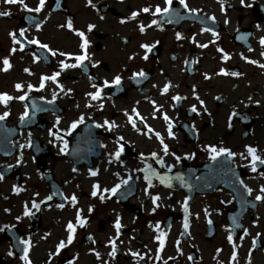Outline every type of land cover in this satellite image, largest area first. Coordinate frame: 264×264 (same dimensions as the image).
I'll list each match as a JSON object with an SVG mask.
<instances>
[{
  "label": "flooded vegetation",
  "instance_id": "flooded-vegetation-1",
  "mask_svg": "<svg viewBox=\"0 0 264 264\" xmlns=\"http://www.w3.org/2000/svg\"><path fill=\"white\" fill-rule=\"evenodd\" d=\"M186 2L196 11L178 0L172 12L160 15L152 13L166 7L164 0H46L41 12L29 13L23 4L0 0V12L11 13L0 16V94L14 98L0 103V115L9 113L0 120V140L6 143L0 153V228H5L0 264H24L26 245L20 241L25 240L31 242V264H264V201L255 200L264 187V165L252 172L251 158L240 155L252 146L264 158V68L259 66L264 64V0ZM24 3L35 8L39 0ZM146 7L149 13L143 12ZM133 12L139 13L135 19ZM21 29H27V39L66 55L28 45L19 37ZM13 31L23 51L13 43ZM79 31L89 41V58L62 70L61 61L76 63L70 57L83 54ZM224 53L230 59L224 60ZM5 59L11 64L7 72ZM141 71L143 77L137 75ZM56 72L57 80L41 88V78ZM116 76L120 85L114 84ZM106 80L111 87H104ZM98 89H103L101 98L92 100L89 93ZM21 95L27 98L21 101ZM165 115L173 125L171 136ZM81 116L84 122L71 129ZM105 121L115 127L108 130ZM210 146L235 155L213 161ZM93 171L98 174L92 176ZM116 185L120 188L113 196ZM154 197L159 199L154 202ZM26 206L31 216L24 215ZM78 213L86 221L83 227ZM230 219L238 220L236 231ZM69 222L76 229L71 244ZM61 241L67 246L58 249Z\"/></svg>",
  "mask_w": 264,
  "mask_h": 264
},
{
  "label": "snow or ice",
  "instance_id": "snow-or-ice-1",
  "mask_svg": "<svg viewBox=\"0 0 264 264\" xmlns=\"http://www.w3.org/2000/svg\"><path fill=\"white\" fill-rule=\"evenodd\" d=\"M4 2L7 3V4H18V3L19 4H23L24 9L27 12H29V13H32V12L39 13L44 8L45 3H46V0H39V5L37 7H35V8L28 7L27 4L24 3V0H4ZM164 2L166 4V7H164L163 9H161L159 6H157L155 8V12L152 13L153 15L167 14V13L172 12V10H173L172 6H173V3H174V0H164ZM178 2H179L180 5L183 6V8L188 9L189 12H195L196 11L195 9H189V6H188L186 0H178ZM241 2L243 3V0H241ZM89 4H91V0H89ZM150 11H151V9L150 8H147V7L143 9V12L144 13H149ZM9 15H11L10 12H0V16H9ZM138 15H139L138 12H133L132 13V18L135 19L136 16H138ZM177 15H179V14L177 13ZM211 19L213 21H215V17H212ZM121 22L123 23L124 21H121ZM168 22L171 23L172 21L169 19ZM152 23L153 24H156V23H158V21L154 20ZM149 26H151V25H149ZM61 27H64V25H61ZM72 27H73L72 22H71V20H69L68 23H67V28L71 30ZM94 27H95L94 25H90L88 30L89 31H92V29ZM26 31H27V29H21L20 32H19V37H24L28 45H38L42 49H47L49 52H51L52 56H56V55L65 56L66 55L64 52L57 53V52L53 51L47 44H42L38 39H27V37L25 36ZM140 31L141 32H144L145 31V27L143 25L140 26ZM203 31L204 32H208V31H211V29L204 28ZM212 34L214 36L218 35V33H216V32H213ZM76 35L81 38L82 43H81L80 47L83 50V54L82 55H77L75 57H70V58L74 59L76 61V63L69 64V63H65V62L61 61V68H62V70H66V69H69V68H77V67H80L83 64V62L89 58L88 57V54H87V49L89 47V41H88L87 37L85 36V33L83 31H79V32H76ZM10 36H11L12 41H13L14 44L20 45L19 50L20 51H23L25 45L18 38L17 33L15 31H13L12 33H10ZM182 38L183 37L178 33L177 34V39L179 40V39H182ZM193 42H195L194 38H193ZM260 43H261V45H264V39H262ZM142 47H144L148 51H151V48L148 45H142ZM200 47H208V45H200ZM218 50L221 51V52H223V49H218ZM11 51H12V53H15L17 51V49L16 48H13ZM262 55H264V53H262ZM144 59L145 60L148 59L147 55L144 56ZM223 59L224 60H228V59H230V57H229V55L227 53H224L223 54ZM247 62L248 63H253V64L256 63V61H252V60H248ZM3 64H4L3 70L5 72H7L11 68L10 61L8 59H5L3 61ZM259 66L262 67V68H264V64H261ZM25 71H29V70L28 69H25ZM29 74H31V73H29ZM219 74H222V75H229V74H231V75H239V73H228L227 71H222ZM59 75H60V72H56L52 76H43L41 78V88L44 87V82L45 81H48V80L56 81L57 80V77H59ZM137 75L143 77L145 75V73L141 71ZM206 78H208V77H206ZM114 84L115 85H120L121 84V77L120 76H116L115 77ZM111 86L112 85H110L107 80L104 81V87H111ZM29 87L31 88V85H29ZM93 87H96V86L93 85ZM169 87H170V85L169 86H166L163 89V92L164 93H167L168 90H169ZM16 88H17V90H22L23 89V86L20 85V84H17L16 85ZM102 91H103V89H98L94 93H89V95L91 96V99L92 100H97V99H100L101 98V92ZM26 98L27 97L25 95H21V96L18 97V99L21 100V101H24ZM196 98L199 99V97H196ZM12 99H14V98L12 96L6 94V93L0 94V103H3L5 105H7L8 102L11 101ZM173 99L179 101V100L182 99V97L176 96V97H173ZM217 99H219V97H217ZM49 103H52V101H49ZM201 103H203V101H201ZM191 111L192 112H196L197 110H196L195 107H193L191 109ZM8 115H9V113H7V112L4 113V115H0V120H4ZM137 115H139V114L137 113ZM232 115L235 116L236 113L234 112ZM27 116H28V112L26 110L24 112V115L21 117V120H23ZM163 118L165 119V121H169V117L167 115H165ZM129 121L132 123L133 127L135 128L136 127V124L133 121V119H132L131 116H129ZM83 122H84V118L81 116L79 118V120L76 121V122H73L70 127H71V129L74 130L79 124H82ZM58 123H59V120H57V124ZM105 124L107 125L108 130H111L113 127H115V124L114 123H109V122L105 121ZM102 126L103 125H99V124L96 125L97 128L102 127ZM172 127H173V125L169 121V123H168V132H169V135L170 136L172 135ZM51 134H53V133H50V135ZM68 134L71 135V132H69ZM157 136H159V134H157ZM56 138L57 139H60L59 136H57ZM120 139H123V138L121 137ZM160 142L163 145V152L165 153V155H167L168 152H169L168 145L167 144H164V141H163V138L162 137H160ZM29 146H31V145H29ZM67 146H68L67 145V142H65L64 149H66ZM64 149H62V151ZM123 150H124L123 149V146H121L115 152V159L116 160H119L120 159V156H121V153L123 152ZM207 151L212 154L211 155V159L213 161H215L217 159V157L218 156H221V155H226L228 157H233L235 155L229 149H226V148H217V147H214V146L208 147L207 148ZM246 152H247V155L245 156L244 153H241L240 154L241 157L243 159H247L248 157H250L251 158V170H252V172H257V170H258L257 169V165L258 164L259 165H264V158H262L260 155L257 154L258 153V149L255 148V147L247 146ZM152 155H153V157H155L156 156V153H153ZM179 159H180V157H177V160H179ZM160 163L162 164L163 161H160ZM170 170L171 169H169V171ZM97 174L98 173L96 171H93L91 173L92 176H96ZM145 178L148 180L149 185H151V178L149 176H147V175H146ZM3 179H4V176H3L2 173H0V180H3ZM161 182L162 183L164 182V178L163 177L161 178ZM123 183H127V181H124ZM241 183H243V182L241 181ZM99 187H100L99 185H95L94 186V188L96 190H99ZM119 188H120V185H116L115 187H113L110 190L111 191V194L113 196H115L116 193H117V191L119 190ZM16 191L19 192L20 189L17 188ZM105 191H108V190L106 189ZM247 192H248L249 195H251L252 189L251 188H247ZM92 195L95 197L97 195V191H93ZM47 199L48 200H51L52 199V196H49ZM100 199L103 200L104 197L101 196ZM158 199H159V197H154L153 198V201L155 202ZM255 200H257V201H264V187H261L260 188V194L255 197ZM71 202L73 203V206H75V204L77 202V197L75 195H73L71 197ZM32 207H34L37 210H39L40 204L33 202ZM59 207L63 208V205H59ZM184 211H185V213H187V211H188L187 201H185V203H184ZM24 215L25 216H31L32 215V213L27 210V206H26V210L24 212ZM77 220H78V222H79V224H80L81 227H83L85 225V223H86V221H84L83 219L80 218L79 213L77 214ZM209 223H211V221H209ZM121 227L122 226H121L120 220L117 219L116 222H115V229H116L117 233L120 232ZM188 227H189V225L187 223V217H186L185 218V223H184V228L187 229ZM237 227H239V225H237ZM75 230H76L75 229V225L72 222H69L68 225H67V231L69 233L68 239H67V243L68 244H71L72 243L73 238H74ZM3 231H5V228H0V232H3ZM245 235H247V233H245ZM162 236H163V233H161V237ZM161 237H158V239L160 241L161 248H163L164 240ZM232 239H233V237L231 235H229L228 236V240L231 242ZM20 243L26 245V247L24 249V254L21 257V259H23L24 264H31V260L29 259V254H28L29 248L31 247V242L25 240V241H20ZM111 243H112V253L111 254L113 256H115V254H116V244H115V241H112ZM253 243H255V241H253ZM66 246L67 245L65 244V242L64 241H61L59 243V245H58V249H63ZM9 255H12V253L10 252ZM133 255H138V253H133ZM97 256H99V254H97ZM190 259H191V257H190ZM235 259H236V254L234 252L233 253V260H235Z\"/></svg>",
  "mask_w": 264,
  "mask_h": 264
}]
</instances>
